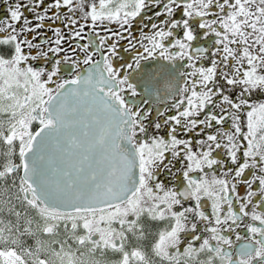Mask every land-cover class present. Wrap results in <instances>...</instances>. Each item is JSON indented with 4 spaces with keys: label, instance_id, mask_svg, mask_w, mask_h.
Wrapping results in <instances>:
<instances>
[{
    "label": "snow or ice",
    "instance_id": "snow-or-ice-1",
    "mask_svg": "<svg viewBox=\"0 0 264 264\" xmlns=\"http://www.w3.org/2000/svg\"><path fill=\"white\" fill-rule=\"evenodd\" d=\"M0 264H264V0H0Z\"/></svg>",
    "mask_w": 264,
    "mask_h": 264
}]
</instances>
